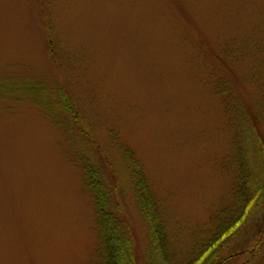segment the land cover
Segmentation results:
<instances>
[{
  "label": "rangeland",
  "instance_id": "374dc122",
  "mask_svg": "<svg viewBox=\"0 0 264 264\" xmlns=\"http://www.w3.org/2000/svg\"><path fill=\"white\" fill-rule=\"evenodd\" d=\"M0 86L14 87L0 97V264H102L78 155L147 264L124 148L188 264L236 205L247 128L264 146V0H0ZM235 253L226 264H264V201L221 256Z\"/></svg>",
  "mask_w": 264,
  "mask_h": 264
},
{
  "label": "trees",
  "instance_id": "16d2710c",
  "mask_svg": "<svg viewBox=\"0 0 264 264\" xmlns=\"http://www.w3.org/2000/svg\"><path fill=\"white\" fill-rule=\"evenodd\" d=\"M6 88L14 91V87L0 86V97ZM59 94L62 110L70 117L71 125L77 124L81 117L75 104L65 90H59ZM247 129L250 132L237 162L236 205L228 213L221 232L188 264H226L238 256L235 253L223 258L221 252L264 201V146L257 137L258 132L251 127ZM122 152L131 172L137 207L148 228L147 264H177L151 181L134 151L124 148ZM76 161L82 168L86 188L93 201L102 264H138L132 228L122 216L111 210L110 194L100 170L94 161L84 156L78 155Z\"/></svg>",
  "mask_w": 264,
  "mask_h": 264
}]
</instances>
